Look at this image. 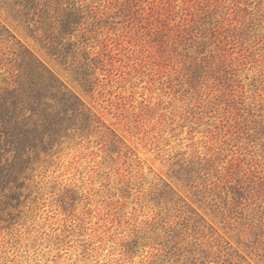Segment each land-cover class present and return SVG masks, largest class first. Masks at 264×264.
Returning a JSON list of instances; mask_svg holds the SVG:
<instances>
[{
    "label": "rangeland",
    "instance_id": "1",
    "mask_svg": "<svg viewBox=\"0 0 264 264\" xmlns=\"http://www.w3.org/2000/svg\"><path fill=\"white\" fill-rule=\"evenodd\" d=\"M16 41L102 124L26 172L0 264H264V0H0L1 88Z\"/></svg>",
    "mask_w": 264,
    "mask_h": 264
},
{
    "label": "trees",
    "instance_id": "2",
    "mask_svg": "<svg viewBox=\"0 0 264 264\" xmlns=\"http://www.w3.org/2000/svg\"><path fill=\"white\" fill-rule=\"evenodd\" d=\"M53 21L61 36L69 35L77 23L73 13H59ZM37 39L42 41L46 37L43 39L41 35ZM57 44L53 39L48 40L43 42V48L65 66L66 54L61 53ZM15 45L13 70L17 72L11 71L9 82L3 80L9 85L0 87V219L10 207L20 203L26 172L36 160L49 155L70 134L83 136L88 130H98L102 124L43 60L19 41ZM71 70L75 80L88 88L92 72L85 63Z\"/></svg>",
    "mask_w": 264,
    "mask_h": 264
}]
</instances>
